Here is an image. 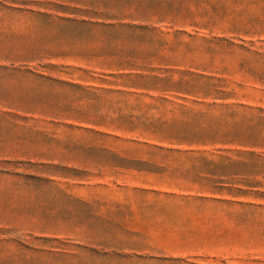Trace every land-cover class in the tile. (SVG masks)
<instances>
[{"label": "rangeland", "instance_id": "obj_1", "mask_svg": "<svg viewBox=\"0 0 264 264\" xmlns=\"http://www.w3.org/2000/svg\"><path fill=\"white\" fill-rule=\"evenodd\" d=\"M0 264H264V0H0Z\"/></svg>", "mask_w": 264, "mask_h": 264}]
</instances>
